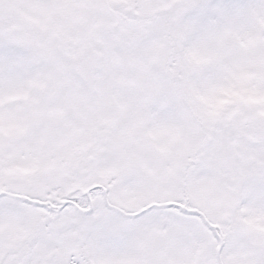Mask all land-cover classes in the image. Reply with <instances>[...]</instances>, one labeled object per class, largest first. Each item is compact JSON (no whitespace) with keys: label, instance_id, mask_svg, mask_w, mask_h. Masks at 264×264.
I'll list each match as a JSON object with an SVG mask.
<instances>
[{"label":"snow or ice","instance_id":"obj_1","mask_svg":"<svg viewBox=\"0 0 264 264\" xmlns=\"http://www.w3.org/2000/svg\"><path fill=\"white\" fill-rule=\"evenodd\" d=\"M0 264H264V0H0Z\"/></svg>","mask_w":264,"mask_h":264}]
</instances>
